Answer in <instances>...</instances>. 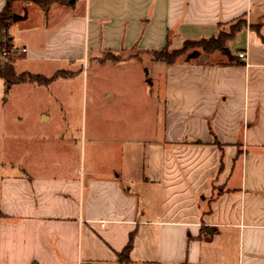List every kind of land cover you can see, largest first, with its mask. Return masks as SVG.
Wrapping results in <instances>:
<instances>
[{
    "label": "crops",
    "instance_id": "crops-1",
    "mask_svg": "<svg viewBox=\"0 0 264 264\" xmlns=\"http://www.w3.org/2000/svg\"><path fill=\"white\" fill-rule=\"evenodd\" d=\"M13 2L36 15L23 23L22 72L72 73L56 79L84 74L83 63L145 64L108 56L179 49L244 24L226 44L232 62L203 51L146 59L162 77L161 119L144 123L146 134L120 120L101 121L93 136L70 119L8 149L0 264H121L130 234L126 264H264V0H77L46 11ZM138 95L155 109V94Z\"/></svg>",
    "mask_w": 264,
    "mask_h": 264
},
{
    "label": "rangeland",
    "instance_id": "rangeland-1",
    "mask_svg": "<svg viewBox=\"0 0 264 264\" xmlns=\"http://www.w3.org/2000/svg\"><path fill=\"white\" fill-rule=\"evenodd\" d=\"M12 12L17 19L13 20L8 33L12 37L14 46L19 49L14 67L17 73H21L24 60L21 59L23 54L20 47L29 41L23 23L27 19L33 21L36 15L30 16L24 4L15 2L12 3ZM243 24L244 20L239 19L231 24L221 25L216 37L225 39L226 46L229 36ZM193 46L194 48H188L179 58L185 57L193 50L198 51L197 57H199L202 54L201 46L198 44ZM166 51L170 53L172 49L167 48ZM213 53H215L214 59H225L223 52ZM9 54L14 57L11 52ZM128 56L145 60V64L139 65L130 61L115 67L104 66L94 69L96 64L91 62L86 71V65L83 63L81 65L85 70L84 74L72 79H55L46 86L31 82L13 83L9 86L0 78V177L8 170L5 163L11 153L8 149L15 151L19 148L21 139L28 135H47L49 132H55L70 119L78 120L82 132L87 134L90 131L93 136H98L101 121L126 120L131 123L139 121L140 131L143 132L146 130V125L142 126L144 123L154 118L160 120L162 104L159 87L162 77L161 79L155 77L150 71L151 64L146 61L155 58V55L133 52L109 55L108 58L120 61ZM60 74L70 76L72 73L60 71ZM151 77L153 83L147 80ZM106 90H112L115 96L108 100L104 99L103 94ZM139 91L155 94V109H152L148 99L138 95ZM125 130L132 131L136 128L130 127ZM95 146L94 143L91 145V147ZM144 147L145 145H139L141 151Z\"/></svg>",
    "mask_w": 264,
    "mask_h": 264
},
{
    "label": "trees",
    "instance_id": "trees-1",
    "mask_svg": "<svg viewBox=\"0 0 264 264\" xmlns=\"http://www.w3.org/2000/svg\"><path fill=\"white\" fill-rule=\"evenodd\" d=\"M14 0H6L5 7L0 12V78L4 79L5 82L10 86L13 83H25L31 82L37 85H48L54 81L57 77H66L67 75L60 74V71L51 75L44 76L41 74H33L29 72L16 73L13 61L9 55L11 50L10 37L8 29L13 22L12 2ZM39 4L45 11L48 10L49 6L53 3H60L66 6H73L77 0H31ZM235 32V31H234ZM234 32L229 36L230 39ZM200 45L202 51L205 53L212 52H223L227 53L229 62L234 60V56L231 55L225 46V39L222 37H210L208 39H200L198 41H185L183 46L179 49H174L170 53L167 52V46L160 50L152 51L155 55V59L161 60L166 64L174 63L175 60L181 56L188 48H194L193 45ZM191 46V47H190ZM5 53V54H4ZM1 57L3 60L1 61ZM132 234L129 236V240L124 248L119 252L118 259L121 264H126L128 261V252L131 247Z\"/></svg>",
    "mask_w": 264,
    "mask_h": 264
},
{
    "label": "water",
    "instance_id": "water-1",
    "mask_svg": "<svg viewBox=\"0 0 264 264\" xmlns=\"http://www.w3.org/2000/svg\"><path fill=\"white\" fill-rule=\"evenodd\" d=\"M13 19H17L15 15L13 16ZM197 55H198V51L193 50L186 55V60L193 58V57H196Z\"/></svg>",
    "mask_w": 264,
    "mask_h": 264
},
{
    "label": "built area",
    "instance_id": "built-area-1",
    "mask_svg": "<svg viewBox=\"0 0 264 264\" xmlns=\"http://www.w3.org/2000/svg\"><path fill=\"white\" fill-rule=\"evenodd\" d=\"M23 51L25 50V49H22ZM10 52H12V51H10ZM5 54V53H4ZM238 57L239 58H244L245 57V53L244 52H239L238 53Z\"/></svg>",
    "mask_w": 264,
    "mask_h": 264
}]
</instances>
